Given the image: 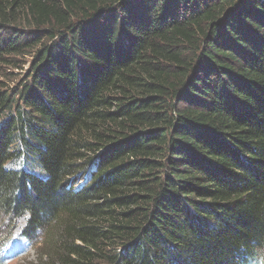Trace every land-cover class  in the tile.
<instances>
[{
    "label": "trees",
    "instance_id": "trees-1",
    "mask_svg": "<svg viewBox=\"0 0 264 264\" xmlns=\"http://www.w3.org/2000/svg\"><path fill=\"white\" fill-rule=\"evenodd\" d=\"M22 219L35 264H264V0H0Z\"/></svg>",
    "mask_w": 264,
    "mask_h": 264
},
{
    "label": "rangeland",
    "instance_id": "rangeland-1",
    "mask_svg": "<svg viewBox=\"0 0 264 264\" xmlns=\"http://www.w3.org/2000/svg\"><path fill=\"white\" fill-rule=\"evenodd\" d=\"M19 228L24 226L23 221H20L18 223ZM19 228L15 232V235H19L20 231ZM21 234L19 235V239L16 240L15 245L12 246L11 252L9 253L11 256L10 263L9 264H35L37 260L39 259L41 249H40V243L42 242L41 238H39L37 241L35 240L34 243H27L24 239H21ZM21 239V240H20ZM21 241V243H20ZM8 254V255H9ZM257 264H260L258 262Z\"/></svg>",
    "mask_w": 264,
    "mask_h": 264
}]
</instances>
